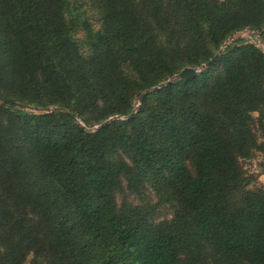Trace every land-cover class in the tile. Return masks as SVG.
Wrapping results in <instances>:
<instances>
[{"label": "trees", "instance_id": "obj_1", "mask_svg": "<svg viewBox=\"0 0 264 264\" xmlns=\"http://www.w3.org/2000/svg\"><path fill=\"white\" fill-rule=\"evenodd\" d=\"M83 1L98 28L72 0H0V98L62 109L0 103V264H264V189L242 165L264 153V52L229 44L134 108L237 31L264 39V0ZM124 182L171 219L118 207Z\"/></svg>", "mask_w": 264, "mask_h": 264}, {"label": "rangeland", "instance_id": "obj_2", "mask_svg": "<svg viewBox=\"0 0 264 264\" xmlns=\"http://www.w3.org/2000/svg\"><path fill=\"white\" fill-rule=\"evenodd\" d=\"M71 5L75 6L74 7L75 9L77 8L79 10H82L81 17L84 18L85 21L89 23L92 27L94 28L99 27L101 22H100L98 10L95 6L90 4V2H84L83 0H72ZM83 35L84 33H83V30L81 29L77 33L76 36L81 38ZM232 37H234V39H231ZM262 39L263 38L261 37V33H259V31L250 30L249 28L246 27L242 30L237 31L232 36L228 37L225 40L224 44L221 45L220 49L224 50L225 47H227L229 44H232V43L236 46L241 45V44L251 43L263 51L264 44L262 43ZM223 50H222V53H223ZM198 73H200V71L197 72L196 74ZM18 104L22 105V107L27 111H32L34 113H47L45 109H38L33 106H30V105L28 106L22 103H18ZM134 104L135 106L136 105L138 106L140 104V100L137 95H136V98L134 99ZM51 107H60V106H49L48 108H51ZM255 115L257 114L255 113ZM113 117L114 119L112 120L119 119V118L120 119L126 118L123 116H117V117L113 116ZM94 128H95V125L92 127H89L90 130H96ZM256 133H257L258 141L262 140L260 132L256 130ZM242 165L244 167L246 175L251 180L249 184V188L251 189L263 188L264 189V153L260 151H255L251 157L242 160ZM143 200L153 205L160 203L159 202L160 198L158 197L156 192L151 187H146V190L142 198L139 195H136L128 191V189H126V183L124 182L122 183V189L118 193L115 194V202L118 207L123 205V203L131 204V205H140ZM9 201L15 202L16 204L20 205L21 207L24 208V211H25L24 214H27L30 217L35 218L33 213L31 212V208L28 205H24L23 203L19 202V200L10 199ZM151 213H152L151 214L152 221L154 223H158L161 221L170 220L173 214V209L167 203H160L158 207H155L153 210H151ZM32 256H33V252L32 251L28 252L25 257L24 263L29 264L32 259Z\"/></svg>", "mask_w": 264, "mask_h": 264}, {"label": "water", "instance_id": "obj_3", "mask_svg": "<svg viewBox=\"0 0 264 264\" xmlns=\"http://www.w3.org/2000/svg\"><path fill=\"white\" fill-rule=\"evenodd\" d=\"M231 39H234V37H232ZM262 43L264 44V40L263 39H262ZM222 50L223 49H220L212 58H210L208 61L203 63L200 67H184L178 73H176L175 75H173L172 77H170L166 81L160 82L157 85H155L153 87H150L148 89H145L141 93H138L137 96H138L139 100L142 98V96L144 94H148L151 91L160 89V88H162L163 86H165L167 84H172L173 82H175L177 80H181V79L187 80V79H190L191 77H194L197 72L208 68L221 55ZM263 52H264V49H263ZM0 102L1 103H18L14 99H10V98H0ZM135 108H137V105L135 106ZM59 110H62V109L60 107L45 108L46 112L59 111ZM134 112H135V110H133L127 117H131ZM112 119H114V117L108 118L107 120L103 121L99 125L95 126L94 129H99V128L105 126Z\"/></svg>", "mask_w": 264, "mask_h": 264}]
</instances>
